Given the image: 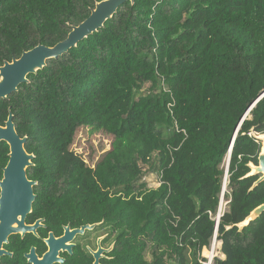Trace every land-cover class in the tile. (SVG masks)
I'll return each mask as SVG.
<instances>
[{"label": "trees", "instance_id": "16d2710c", "mask_svg": "<svg viewBox=\"0 0 264 264\" xmlns=\"http://www.w3.org/2000/svg\"><path fill=\"white\" fill-rule=\"evenodd\" d=\"M101 1L0 0V67L63 42ZM27 80L0 100V126L10 114L34 156L26 223L43 220L41 237L97 225L115 233L109 264H197L235 136L216 231L225 259L215 263L264 264V212L237 227L264 205V182L252 188L260 176H248L264 135V0L126 2ZM81 128L113 138L93 168L69 152ZM7 161L0 142V180ZM147 165L156 189L142 182ZM9 242L16 260L31 246L44 251L31 235Z\"/></svg>", "mask_w": 264, "mask_h": 264}, {"label": "water", "instance_id": "95a60500", "mask_svg": "<svg viewBox=\"0 0 264 264\" xmlns=\"http://www.w3.org/2000/svg\"><path fill=\"white\" fill-rule=\"evenodd\" d=\"M133 3V0H103L95 4L94 9L90 12L89 17L77 27H73L67 38L53 47L37 46L30 51L22 53L18 59L12 60L10 63H4L0 67V100L6 99L9 95L16 92L18 88L28 83L27 77L35 75L43 70L46 62L56 59L67 53L70 49L75 48L78 43L95 33L104 23L110 20L116 13L117 9L124 3ZM264 97V93L256 101L258 102ZM256 102L246 112L242 120L248 115L249 111ZM238 130V128H237ZM236 130V131H237ZM233 136L229 150L226 156V171L224 180L227 179L229 168L230 153ZM261 143L260 152L258 154L257 166L249 164L250 172L248 176H260L253 184L252 188L259 183L264 182V135L255 136ZM0 142L8 147V161L2 171V179L0 180V259L8 256L4 250V246L8 244V240L12 236H20L21 239L27 234L36 236V230L41 227V220L36 221L33 225H27L26 219L32 213V205L35 201L34 187L36 182L28 180L26 171L33 164L34 156L28 154L24 148L26 138H20L15 130L12 122V116L9 114L7 121L0 126ZM224 183H222V191L220 198L224 195ZM264 212V205L253 209L248 216L237 225L239 230L247 227L251 222L255 221ZM221 215L217 217L215 236L218 227V221ZM94 225H86L80 229L70 231L69 227L64 229L62 238L55 240L52 234H49L45 244L47 252L38 259L35 250L32 248L26 255L29 264H54L61 262L58 260L57 246L70 240L74 235L82 234L85 230H92ZM221 245V243H220ZM94 264H98V254H94Z\"/></svg>", "mask_w": 264, "mask_h": 264}, {"label": "flooded vegetation", "instance_id": "af4514ba", "mask_svg": "<svg viewBox=\"0 0 264 264\" xmlns=\"http://www.w3.org/2000/svg\"><path fill=\"white\" fill-rule=\"evenodd\" d=\"M26 221H27V219H26ZM36 221H38V220H36ZM41 221H42L41 227L36 230V236L33 234H27L24 236V238L26 236L31 235L32 237L37 239V244L42 245V247L44 248V251L39 254L36 251L37 250L36 247L31 246L26 253L22 254L21 259L16 260L14 258V252L12 251V248L9 247V244H10L9 240L12 237H15V236H12L8 240V244H7L8 245V251L4 248V250L8 253V256L2 257L0 259V264H3L2 261L5 259L8 260L7 264H29L27 262L26 255L30 252V250L32 248L35 250L36 257L38 259H41L42 256L47 252V249H48L44 241L47 240L49 234H52L54 236L55 240H58V239L63 237L64 229L66 227H69L70 231L84 227V226H82L80 228H71L69 225H67V226H64L62 228V232L58 236L54 235L51 232H48L46 237H41L38 233L39 230H45L46 229V227L43 225V220H41ZM33 224H30V225H33ZM27 225H29V224H27ZM106 230H108V228L94 225L92 230H85L82 234L74 235L70 240H66L64 243L59 244L57 246V251H58V254H57L58 257L57 258L61 262L54 263V264H94V254H96V253L98 254V264H109V261L112 259L111 253H112V250H113L114 244H115V240H114L115 239V233L102 234V232L106 231ZM18 237L20 238L21 241L24 240V238L21 239L20 236H18ZM220 248H221V246L218 247L219 252H220ZM203 255H204V250H203ZM219 255H220L219 257H215L210 262H208L206 256H205L206 259H204L200 256V259L197 260V264H216L215 259H219V260L225 259L224 256L221 254V252L219 253ZM169 264H174V263L169 262Z\"/></svg>", "mask_w": 264, "mask_h": 264}, {"label": "rangeland", "instance_id": "374dc122", "mask_svg": "<svg viewBox=\"0 0 264 264\" xmlns=\"http://www.w3.org/2000/svg\"><path fill=\"white\" fill-rule=\"evenodd\" d=\"M112 140L113 138L111 136L104 133L93 132L89 128H81L76 131L69 152L73 156L78 157L86 166L93 168L100 156L110 149ZM223 163L221 169L225 171ZM142 182L146 184V187L156 189L159 186V176L155 171L151 170L150 166L147 165L144 167V177ZM223 193V198H220L219 204V206L221 205L220 214L227 210L228 200L225 198V195H227V188H225ZM217 214L218 210L213 217L214 220H216ZM102 234H112V232L108 229L103 231ZM219 253V250H216L214 257H219ZM200 256L206 259L205 255H203V250L201 251ZM145 259L148 262L150 261L149 252L146 253Z\"/></svg>", "mask_w": 264, "mask_h": 264}, {"label": "bare ground", "instance_id": "6f19581e", "mask_svg": "<svg viewBox=\"0 0 264 264\" xmlns=\"http://www.w3.org/2000/svg\"><path fill=\"white\" fill-rule=\"evenodd\" d=\"M226 162H227V160H226V158L224 159V163H223V168L225 169V171H226ZM225 171H224V173H225ZM223 183H224V190H225V188H226V186H227V179H225L224 180V178H223ZM220 212H221V208H220ZM218 247H219V245H217V243H215V245H214V247H213V249H214V252L216 251V250H218ZM204 250V255L206 256V258H211V257H213V254H214V252L211 250H206V249H203Z\"/></svg>", "mask_w": 264, "mask_h": 264}, {"label": "built area", "instance_id": "2783aa9c", "mask_svg": "<svg viewBox=\"0 0 264 264\" xmlns=\"http://www.w3.org/2000/svg\"><path fill=\"white\" fill-rule=\"evenodd\" d=\"M220 204V203H219ZM220 208H221V205L220 206H218V214H217V217L219 216V215H222L223 213H221L220 214ZM214 220V219H213ZM215 221V225H216V222H217V218H216V220H214ZM215 243H217V245H219V247L221 246L220 245V243L219 242H217V240H216V236H215V233H214V236H213V238H212V240H211V243H210V245H209V250L211 251H213L214 252V249H213V247H214V245H215ZM204 249H206V248H204ZM203 250V249H202ZM208 250V251H209ZM215 252H214V254H213V257H211L210 259L209 258H207V260H208V262H210L211 260H213L215 257Z\"/></svg>", "mask_w": 264, "mask_h": 264}]
</instances>
